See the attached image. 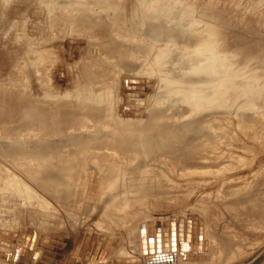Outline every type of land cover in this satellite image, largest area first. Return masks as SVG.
<instances>
[{
    "label": "rangeland",
    "instance_id": "1",
    "mask_svg": "<svg viewBox=\"0 0 264 264\" xmlns=\"http://www.w3.org/2000/svg\"><path fill=\"white\" fill-rule=\"evenodd\" d=\"M170 1L180 39L153 49L142 19L158 9L135 11L137 0H0V150L25 148L0 159V227L18 246L60 235L59 264H71L78 233L98 232L115 243L103 264H154L161 228L155 264H183L171 221L192 214L211 251L188 264H249L264 250V0ZM213 31L226 53L201 59ZM160 51L171 58L156 65ZM215 69L236 81L227 98L196 108L172 90ZM130 77L148 82L138 104ZM179 127L185 139L165 136ZM145 141L161 146L147 153Z\"/></svg>",
    "mask_w": 264,
    "mask_h": 264
},
{
    "label": "bare ground",
    "instance_id": "2",
    "mask_svg": "<svg viewBox=\"0 0 264 264\" xmlns=\"http://www.w3.org/2000/svg\"><path fill=\"white\" fill-rule=\"evenodd\" d=\"M137 1H138L137 5H135V9H134L135 11L144 12V4L154 7L155 10L158 9V15L157 16L154 14V11H153L152 18H149L147 16H143V19H142L143 21L140 20V21H142V23L147 24L146 26L149 27L148 30L150 32L149 31L148 32L151 33L150 34L151 39L154 41L151 48L155 49V47H157V45H159V44H169V43L175 42L176 39L177 40L180 39L178 37L179 35H176L174 33L175 30H173V27H171L172 25L169 24V23H171V21H174V20H172V15H173L172 9H173V7H172L170 0H137ZM129 2H130V0H129ZM107 4L108 3L106 2V5ZM127 5H128V3H127ZM34 6H35V3H34ZM103 7H102V9H103ZM37 8H39V7H37ZM37 10H39V9H37ZM135 11H134V14H135ZM134 14H133V16H134ZM139 16H140V14H139ZM137 18H138V16H137ZM138 20H139V18H138ZM180 23L182 24V22H180ZM181 34H182V32H181ZM218 35H219L218 31H213V34H212L213 41H211V43H210L211 46L208 48V50H206L207 51L206 55H205V53H203V51L201 52V55L202 54L205 55L201 59H203L205 57H208V58L214 57V59H215L216 57L223 56L226 53L225 51H219V50L214 52V50H215L214 46L216 44V37ZM145 36H147V35H145ZM202 37L203 36L197 37L198 40H196V42L195 41L194 42L197 44L203 43ZM73 43L75 44V42H73ZM205 49H207V48H205ZM157 52L159 54V51H157ZM157 52H156V55H158ZM160 53H161V51H160ZM170 58H171L170 54L161 53L159 56H157L155 58V63H156V65H160L163 63L165 64V62H168V59H170ZM197 62H199V61H197ZM187 65L188 64L186 63V65H184V66H187ZM182 68H184V67L181 66V69ZM177 69L178 68L175 69L176 76L174 75L173 78L180 77ZM220 71L223 72L222 69H220V70L215 69L214 74L208 79H205L202 76H198V75L197 76L192 75L191 77L188 75L187 78H185L184 83L175 86L172 90L176 91L177 94L180 95L182 98H187V103L193 104V106L196 108L207 107L211 103H213L214 100H216L215 97H218L219 99L227 98L231 89L236 88V81L230 82V76L225 77V78L215 77L216 74ZM55 75H56V73H55ZM142 79H144V78L143 77H130V78L126 79V81H130V80L131 81H139L141 83L136 84V85H133L132 83L131 84L130 83L123 84L124 94L126 96H128V94L131 95L130 97H128V99L131 98L130 101L132 103H135V102L137 104L140 103L141 99L143 98V96L145 95V93L147 91L148 82L145 83L144 82L145 80L141 81ZM224 80H227L229 82H226V83L221 82ZM204 84L209 85V87H205ZM223 84H226V85L224 86ZM130 87L131 88L132 87L139 88L140 90H132V89L130 90L129 89ZM177 94H175V96H177ZM172 96H173V94H172ZM169 98L171 99L172 97L169 96ZM156 114H158V113H156ZM189 127H190V125L187 123V125L184 126V129L189 128ZM179 129H180V127L177 128V131H174V130H170V128H169V130H167V132H165L164 134H166L165 136L171 140H178L179 141L180 140L179 135L181 134ZM192 129H194V128H192ZM192 129H191V131H192ZM187 131L189 132V130H187ZM183 134H184V132H183ZM181 136H182V134H181ZM184 136H182L183 137L182 139H185ZM159 137H160V135H159ZM158 139H157V141H159V143L163 142V141L160 142L163 138H158ZM167 141H169V140H167ZM159 143L157 142V145H156V143H155V145L158 146V145H160ZM156 146H154L151 142H147V141H145V143L143 144V147L145 148L147 153L153 151L154 148H156ZM4 149L5 150H3V149L0 150V159L1 160H12V159H15L17 157H21L24 154V150H25V148L16 149V148H10L7 146H5ZM37 154L38 153H36L35 155H37ZM186 160H187V158H186ZM188 160H191V159H188ZM15 189H17V188H15ZM23 189L24 188L21 187L19 189L20 192H22ZM189 215L192 216L193 218L189 217ZM173 219H175V218H172V220ZM180 219H184V228H183L184 236L183 237H180V231H181L179 229ZM188 220L191 221L190 222L191 223V229H190L191 232L188 231ZM201 221H203V225H201ZM168 226H169V223H167V222L164 223L165 230L169 231ZM158 229H161V228H158ZM17 233L18 232L16 230H12L10 228L0 227V261L5 262V261L10 260L12 262L14 261L15 263L18 261L19 262V263L17 262L18 264H21L23 262H24L23 264H26L25 262L27 260H29V262H31L32 264H59V261H58L59 255L62 254V252H66L68 249L67 244H65L64 248L61 245V241L64 243V240H62V236L57 235V234H48L49 236H45V235L37 234L34 232L33 233H25L23 245L20 247V246H18V241H19L18 239L21 237L19 235L18 236L14 235ZM96 233L98 234L97 237L95 235L91 234V235H89V237H87L88 235L81 236L80 239H79V236L81 233H78L77 237L75 238V240L73 242V246L71 245L72 248L70 250V257L73 253V258H71V260H70L71 264H81L82 261L84 263H87V264H103V262H102L103 259L105 260V259L110 258L109 256H111V254H113V250L115 249L114 248L115 243H114L113 238H111L110 236L104 235V234L101 235L102 233H98V232H96ZM158 233L159 232L157 231V234ZM188 233H189V235H188ZM92 235H93V237H92ZM100 238H102V239H100ZM200 238H202L201 242H200ZM176 241L178 243L179 255L181 256V258L184 262L183 264H188L189 262L191 263L192 261L193 262L194 261H202L203 259H206L208 253H210V251H211V243L207 237V224H206L205 220H202V218L197 219V218H195V215H192V214H187L185 217H179L177 219L175 244H176ZM94 242H95V245H93ZM96 242H99L100 244H96ZM158 243L161 244V239L159 242H157V253L159 254L161 246L158 247ZM69 246H70V244H69ZM57 248H60V249L57 250ZM158 254L153 256L151 259V261L154 262V264H155V262H157L156 260H157ZM70 257H69V259H70ZM208 257H209V255H208ZM7 263L9 264V262H7ZM105 264H107V263H105Z\"/></svg>",
    "mask_w": 264,
    "mask_h": 264
},
{
    "label": "water",
    "instance_id": "3",
    "mask_svg": "<svg viewBox=\"0 0 264 264\" xmlns=\"http://www.w3.org/2000/svg\"><path fill=\"white\" fill-rule=\"evenodd\" d=\"M68 54H69V52L67 51V56H68ZM72 58H75V56H73ZM70 59V58H69ZM127 83H132L133 85H136V84H139V83H141V82H139V81H124V84H127ZM130 90L132 89V90H140L139 88H135V87H130L129 88ZM131 95L130 94H128V96L127 97H130ZM133 115V114H132ZM135 115V114H134ZM135 116H137V115H135ZM176 220L175 219H173L172 220V223H171V237H172V241H174V243H175V240H176V222H175ZM191 221L190 220H188V231H190V229H191V223H190ZM202 224V223H201ZM183 228H184V220H180V224H179V229L181 230L180 231V237H183L184 236V234H183ZM159 233L157 234V242H159L160 241V239H161V235H160V232H161V229H158L157 230ZM191 232V231H190ZM159 235V236H158ZM188 235H189V233H188ZM164 236H165V240L164 241H166L167 242V236H168V230H165V233H164ZM201 239L202 238H200V242H201ZM142 240H143V248H145V251H147L146 250V235H142ZM173 245H175V244H173ZM160 246V244L158 243V247ZM165 246L166 247H168V243H165ZM152 248H154V247H152ZM176 248L175 247H173V251L174 252H176ZM264 253V250L255 258V259H253V261L251 262V263H249V264H252V263H254L257 259H259L261 256H262V254Z\"/></svg>",
    "mask_w": 264,
    "mask_h": 264
},
{
    "label": "crops",
    "instance_id": "4",
    "mask_svg": "<svg viewBox=\"0 0 264 264\" xmlns=\"http://www.w3.org/2000/svg\"><path fill=\"white\" fill-rule=\"evenodd\" d=\"M190 217V216H189ZM201 225H203V224H201ZM174 261H175V258H169V262H173L172 264H177V263H174ZM181 264V263H180Z\"/></svg>",
    "mask_w": 264,
    "mask_h": 264
}]
</instances>
